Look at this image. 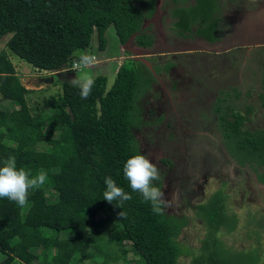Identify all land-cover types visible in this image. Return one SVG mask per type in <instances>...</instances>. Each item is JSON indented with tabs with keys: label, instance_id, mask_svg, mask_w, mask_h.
Masks as SVG:
<instances>
[{
	"label": "trees",
	"instance_id": "16d2710c",
	"mask_svg": "<svg viewBox=\"0 0 264 264\" xmlns=\"http://www.w3.org/2000/svg\"><path fill=\"white\" fill-rule=\"evenodd\" d=\"M149 4L147 0H0V39L10 36L7 50H0V96L13 106H0V167L14 156L17 169L47 176L42 186L29 191L23 207L0 199V264H119L117 253L100 244L101 216L114 231H121L117 244H132L140 258L137 264H180L187 255L178 241L184 228L179 217L170 215L168 205L154 213L123 175L127 159L142 154L138 102L153 83L149 77L146 83L139 78V66L151 75L143 58L126 60L110 89L107 77L97 78L87 99H81L72 82H62V92L51 97L52 110L46 115L33 113L28 102L31 90L21 83L10 59V54L16 55L38 72L63 74L73 67L75 56L92 46L94 35L104 50L111 26L122 45L139 33L136 44L149 49L152 39L143 37L147 36L144 19L154 9ZM241 119L233 126L224 118L233 126L228 139L242 136ZM256 138L243 137L238 147L249 146L254 156L264 159V140ZM39 144L49 149L40 150ZM106 177L132 196L121 208L117 201L103 200ZM162 180L153 183L164 192ZM91 248L98 260L85 263Z\"/></svg>",
	"mask_w": 264,
	"mask_h": 264
},
{
	"label": "rangeland",
	"instance_id": "374dc122",
	"mask_svg": "<svg viewBox=\"0 0 264 264\" xmlns=\"http://www.w3.org/2000/svg\"><path fill=\"white\" fill-rule=\"evenodd\" d=\"M147 2L150 3V9H153V6L156 8L157 3H154V0H147ZM165 3L170 9L169 15L172 22L169 25L168 37H171L170 34L174 35L176 33L180 39H185L189 38L187 36H191L194 32L203 35L207 33L209 35L213 31L215 32L217 24L221 21L219 14L220 0H166ZM191 30L192 33H190ZM106 37L107 46L104 50H101L97 36L94 35L92 46L85 53L95 56L96 62L91 67L82 68L79 72L64 70L62 71L63 74L60 75L38 72L16 55L10 54V59L16 68L21 83L27 89L31 90V93L28 94V102L33 108V113L38 112L43 115L51 113V97L57 96L62 92V82H72L75 78H81L85 75L90 76L95 82L97 78L105 76L108 79L107 88L110 89L114 85L118 70L124 62L128 59H140L136 56L129 55L125 51L126 44H121L114 26L108 28ZM143 37L145 40H148L152 36L147 34V36L145 35ZM9 39L10 36L0 39V50H7L6 44ZM135 40L136 43H139L137 38ZM169 41L173 42L175 40L169 39ZM133 42L135 43V41ZM156 62L159 64L158 60ZM196 62L195 66H192L191 62L185 60L184 55L181 54L176 60L175 69H178V72L183 71V78L192 74L195 81L205 84L208 81V77L201 76V69L206 67L205 64L207 62L198 59ZM241 62V59L235 60L234 57L233 60L230 58L229 62L224 60L226 64L225 68L222 69L224 74L217 77V81L220 82L218 86L206 90L203 88L204 86L200 88L192 87V93H196L193 91L196 90L198 93L197 97H188L187 90L185 91L182 88L177 89L175 82L171 81L170 77L168 78L170 84H172V88L162 84L149 93V90H147L146 93L141 95L138 102L139 115L141 117L140 126L145 131V129L153 127L152 123H159L160 120H155V116L150 115L147 111V108L152 105V107L155 106L157 109L163 110L162 118L166 115L169 116L172 123H177V128L184 130V123H192L194 119L199 117L215 115L214 108L207 109L202 104L204 100L208 99V96L213 94H216L220 98L217 104V110L221 109V111H224L221 114L222 119L227 118L229 120L230 111L236 110L238 112L239 109H244V105L246 106V104L240 106L238 105L241 104L239 103L240 101L237 99L234 100L235 90L238 89L237 93H240L241 89L240 80L235 78L238 76V65L240 64V67ZM211 63L217 67L214 62ZM257 67L259 68V65ZM138 68L139 78L143 83H146L148 77L151 82L156 80L154 77L155 73L152 70L148 69L151 73L150 75L144 70V67L139 66ZM212 71L216 72L217 70L213 69ZM180 95H183V97L180 98ZM223 100L227 101L223 104V106L228 108L227 111L223 110V106L220 105V103H223ZM250 105L254 104L250 103ZM0 106L4 109L13 108L12 104L9 101L2 100L1 96ZM199 120L201 119L199 118L194 122L196 126ZM147 124L148 126H146ZM162 126L160 125V128L157 129L158 131L156 130L154 135H148L149 138L146 136L148 144L144 143V147L141 150L142 154L151 159L159 169L164 183V198L170 202L168 208L178 209L185 206V209L181 210L178 218L184 225L178 241L181 242V252L187 255L182 256L179 263L195 264L194 259H200L202 261L198 264H264V212H260L258 207L251 203L244 207L237 204L239 200L236 196H234L235 201L231 203L229 194H234L235 189L228 190V194H225L224 186L227 184L224 179H222L223 181L219 180V183L210 180L205 188L206 197L202 200V196L198 201V203L200 201L201 203L203 201V203L197 208V211L194 209L195 213L187 215V217L189 216L188 218L186 217V211L193 212L192 205L188 203L189 200L186 198V196L190 197L191 192L188 189L186 193V190L181 189L180 184L181 180L189 174V171H186V169H190V167L183 164L181 157L178 158V164L174 167L163 165L164 170H162V167L158 166L157 162L162 160L159 157V154L162 155V151L160 150L159 153L155 151H159L158 147L161 143L164 146L162 148L164 149L163 151H166L167 148L170 149L168 144L171 142L170 139H172L171 136L173 134L172 132L170 135L167 134L166 130L161 128ZM213 133L214 135L218 133L219 138L224 139L218 126H215ZM177 135L181 136L179 133ZM243 137L247 140H259V138L242 134L240 138L224 139L223 144L226 146L229 155L236 158L238 162L248 163L256 158V156H254L255 151H250L249 146L244 150L239 149L238 145ZM182 139L183 137L181 136L180 140ZM198 142H202V140L199 138L191 140V143L195 146ZM178 145L180 146H176L177 150L183 148L181 143H178ZM38 147L40 150L49 149V146L43 144H39ZM197 150H193V154L199 156L203 151ZM156 156L159 158H156ZM220 184H223V188L220 187ZM169 191L173 192V196H170ZM46 194L49 198L51 197L50 191H47ZM181 196L184 197L183 200ZM233 203L236 204L232 207ZM209 213L210 216L208 215ZM191 216L196 218L194 219ZM197 217L206 220L207 223L200 222ZM105 218V216L97 218V221L102 222L98 233L101 238L100 244L104 247L112 248L117 253L120 260L119 264H137L140 258L133 252L132 244L126 241L122 245L117 244L116 239L121 236V231H114L112 229L113 225L109 221L104 222ZM95 234L96 232L93 235ZM215 239L216 243H214ZM214 244H216L215 247H213ZM98 256V253H95L91 248L85 258V263H90L94 259H97Z\"/></svg>",
	"mask_w": 264,
	"mask_h": 264
},
{
	"label": "flooded vegetation",
	"instance_id": "af4514ba",
	"mask_svg": "<svg viewBox=\"0 0 264 264\" xmlns=\"http://www.w3.org/2000/svg\"><path fill=\"white\" fill-rule=\"evenodd\" d=\"M165 1L154 0L157 5L152 11V16L144 19L143 27L145 32L152 36V47L149 49L142 48L136 44V40H134L135 43H132L134 49L144 51V56L136 57L147 59L154 68L156 80L152 83L151 88L155 89L162 84L172 88L168 78L170 77L171 81L175 82L177 89L187 90L188 97H197L198 93L193 90L196 92L193 94L192 87L200 88L204 86L205 90L216 88L220 83L217 81V77L224 74L222 72V64L226 65L224 60L229 62V59L232 58L233 60V57L235 60L241 59V66L238 65V76L235 77L240 80L241 94L237 93L238 89H236L234 100L240 101L241 104L238 105L246 104V106L244 105V109H239L238 112H230L229 122L234 126L237 119L242 117V133L255 138L259 136L264 140V0H220L219 14L221 21L217 24L215 32L209 35L194 32L191 36H187L189 38L185 39H180L176 33L174 35L170 34L171 37H168L169 25L172 22L169 15L170 9ZM190 33H192V30ZM169 39L175 41L172 42ZM252 42L257 43L255 45L248 44ZM236 44L239 45L234 46ZM181 54L184 55L185 60L191 62L192 66H195L197 59L207 62L206 67L201 69V76L208 77L205 84L195 81L192 74L183 78V71L178 72V69H175L176 60ZM131 56H135V54L131 53ZM157 60L159 64L156 62ZM211 62H214L217 67L213 66ZM213 69L217 71L214 72ZM198 70L200 71L199 68ZM229 96L231 97L230 94ZM182 97L183 95H180V98ZM219 99L216 94H213L208 96V99L204 100L202 104L207 109H215ZM208 103L209 105H207ZM250 103L254 105H250ZM215 110L218 114V110ZM223 110L227 111L228 108L223 106ZM147 111L150 115L155 116V120L160 121L158 124L152 123L153 127L147 128L145 131L141 130L144 135L140 137V145L148 144L146 136L149 138L148 135H154L160 125H163L161 128H164L167 134L170 135L171 132L173 134L172 139H170L171 142L168 144L170 149L167 148L166 151H163L164 146L161 143L158 147L159 151H155L156 153L162 151V155L159 154L162 160L157 162L158 166L162 167V170H164L163 165L174 167L178 164V158L181 157L183 164H188L187 166L190 167V169H186L189 174L181 180L180 184L181 189L186 190V193L188 189L191 192L190 197H187L186 194L185 196L189 200L188 203L192 205L193 212L186 211V217L191 213H195V210L197 211V208L203 203V201L202 203L201 201L198 203V201L202 196V200L206 197L205 188L207 183L210 180L219 183V180L223 181L222 179L227 184L224 186L225 194H228V190L235 189L234 194H229L231 203L235 201L234 196H236L239 200L237 204L244 207L251 203L256 205L260 212H264V159L256 157L248 163H244L238 162L236 158L229 155L223 141L227 138L226 134L231 131L233 126L229 127V124L224 122L222 125L218 122V116L215 115L218 122L217 126L224 139L219 138L217 134L216 137L218 138L214 141L219 145L221 151H206L207 153L203 151L197 156L189 150L192 149V146L188 145L189 141L178 138L180 137L177 135L178 133L183 136L181 134L183 129L177 128V123H172L167 115L162 118V109H157L151 105L147 108ZM208 137L212 140L211 136L208 135ZM178 143L183 145L182 149L177 150L176 146H180ZM155 144L157 145L156 142ZM159 157L156 156V158ZM223 184H220L221 188H223ZM169 192L170 196H173V192ZM181 197L183 200L184 197ZM234 204L236 203H233L232 207ZM183 209H185V206L178 209L169 208V213L170 215L175 213L179 217ZM200 222L205 223L203 219H200Z\"/></svg>",
	"mask_w": 264,
	"mask_h": 264
},
{
	"label": "clouds",
	"instance_id": "9594fccd",
	"mask_svg": "<svg viewBox=\"0 0 264 264\" xmlns=\"http://www.w3.org/2000/svg\"><path fill=\"white\" fill-rule=\"evenodd\" d=\"M72 62L76 68H87L96 62V57L87 53H80L75 56ZM72 83L79 88L81 99H87L95 82L90 76L85 75L81 78H75ZM234 111L236 110L230 112ZM230 112L229 116H231ZM123 175L128 181L132 192L139 193L142 202L150 203L154 213L160 214L162 206L170 203L165 200L161 188L154 185V181L161 180V175L157 165L146 155L138 154L127 159L123 165ZM46 179L47 176L42 171L33 176L30 171L24 168L17 169L15 157L9 156L3 162V166L0 167V199L7 198L10 202L23 207L28 202L29 191L42 186ZM104 184L106 189L103 192V200L109 204L117 201L116 207L121 208L124 202L132 199V196L125 193L121 187H118L111 177H106ZM119 215L122 217L124 213L121 212ZM17 264H22V261H17Z\"/></svg>",
	"mask_w": 264,
	"mask_h": 264
},
{
	"label": "crops",
	"instance_id": "0c3cea01",
	"mask_svg": "<svg viewBox=\"0 0 264 264\" xmlns=\"http://www.w3.org/2000/svg\"><path fill=\"white\" fill-rule=\"evenodd\" d=\"M256 43L257 42H252V43H248V44L249 45H255ZM237 45H239V44H236L234 46H237ZM243 47H245V45H243ZM222 68H225V66L223 64H222ZM54 75H55V73H54ZM57 75H60V73H58ZM151 90H153V89L151 88L148 91V93ZM215 115H217L218 118H219L218 122H220L223 125L224 119L222 121V115H219V114H216V113H215ZM215 115L214 116H210V117L209 116L199 117L201 120H199L200 123L198 122L197 126H196V124L194 122L197 121L199 118L194 119L192 121V123H184V130L182 131L181 134H183V136H182L183 139H185L186 141H189V143H188L189 146H192V148L195 147V149H193V150L198 149L197 151H204V153H207L206 151H221L219 145L214 141L216 138H218V137H216V135L218 133L216 135H214V133H213V130H214L215 126L217 127V124H218L217 119H215ZM169 120H170V118H169ZM212 127H214V128H212ZM206 133L209 136H211L212 140L209 139V137H208V135ZM227 133H229V132H227ZM180 137H178V138L180 139ZM226 137H227V134H226ZM195 138H199L200 140H202V142L196 143V146H195L193 143H191V140L192 139L195 140ZM231 138H232V135H231ZM140 143H139V145H140ZM190 144H192V145H190ZM140 147H141L140 151H142L141 149L144 147V145H142V146L140 145ZM189 150L193 151L192 149H189ZM198 219L200 221V218H198Z\"/></svg>",
	"mask_w": 264,
	"mask_h": 264
},
{
	"label": "water",
	"instance_id": "95a60500",
	"mask_svg": "<svg viewBox=\"0 0 264 264\" xmlns=\"http://www.w3.org/2000/svg\"><path fill=\"white\" fill-rule=\"evenodd\" d=\"M139 33H136L134 35H132V37L129 39V41L126 43V46H125V51H128L130 53H133L137 56H144V51H140V50H136L132 47V43L133 41L135 40L136 36L138 35ZM142 62L148 67V69L152 70L153 73H154V68L152 66V64L145 58L142 59Z\"/></svg>",
	"mask_w": 264,
	"mask_h": 264
},
{
	"label": "built area",
	"instance_id": "2783aa9c",
	"mask_svg": "<svg viewBox=\"0 0 264 264\" xmlns=\"http://www.w3.org/2000/svg\"><path fill=\"white\" fill-rule=\"evenodd\" d=\"M89 67H91V66H89ZM81 69L82 68H76L74 65H73V67L72 68H70V70H72V71H81Z\"/></svg>",
	"mask_w": 264,
	"mask_h": 264
}]
</instances>
